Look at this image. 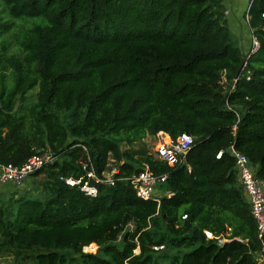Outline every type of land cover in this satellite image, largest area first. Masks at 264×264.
<instances>
[{
    "label": "trees",
    "instance_id": "16d2710c",
    "mask_svg": "<svg viewBox=\"0 0 264 264\" xmlns=\"http://www.w3.org/2000/svg\"><path fill=\"white\" fill-rule=\"evenodd\" d=\"M0 1L13 20L37 19L20 25L17 54L0 53V165L54 158L26 178L36 183L42 175L39 188L0 191V258L256 264L262 248L264 257L227 152L244 154L264 181V0L246 9L259 40L249 57L232 39L223 0ZM13 27L0 17L2 51ZM160 131L173 141L193 138L181 163L129 148ZM88 157L99 176L109 159L117 171L114 185H97L95 197L60 180L82 174ZM144 164L166 175L158 199H139L126 180ZM90 245L96 250L84 253ZM156 245L164 248L153 251Z\"/></svg>",
    "mask_w": 264,
    "mask_h": 264
},
{
    "label": "built area",
    "instance_id": "2783aa9c",
    "mask_svg": "<svg viewBox=\"0 0 264 264\" xmlns=\"http://www.w3.org/2000/svg\"><path fill=\"white\" fill-rule=\"evenodd\" d=\"M252 1V0H249ZM264 19V13L261 14ZM259 49V40L251 31L250 49L247 53V57L255 53ZM245 66V64H244ZM249 79V77H246ZM237 79H234L229 91L234 89ZM222 83H226L225 77H222ZM155 137L157 138V146L155 149V158L166 161L169 165L173 166L181 163L186 153L190 150L193 144V138L183 133L175 141L163 133L158 132ZM230 155L234 157L235 168L238 174V179L241 184V188L248 200L250 206L251 216L254 219L257 227L256 235L259 241L264 239V181L258 179L253 172V165L250 164L247 157L236 151L233 147H230ZM86 151V148L83 147ZM222 152H218L216 158H220ZM53 157L50 154H35L32 155L24 164L19 167L12 165L3 166L0 165V184L13 183V185L21 186L23 181L28 178L32 173L36 172L44 165L53 161ZM87 163L83 164V173L78 177L73 176H61L60 180L69 187H75L80 190L86 196L95 197L97 195V185L107 184L114 185V176L116 174L115 168L113 170L106 171L99 176L92 166V163L87 158ZM109 159L108 167L110 166ZM135 191V195L141 200L158 199L159 196L155 194L156 188L166 182V175L158 176L149 168L147 164H144L142 171L138 174L126 178ZM162 193V192H161ZM168 196L172 193L166 192ZM184 218V217H183ZM129 229H133V225H128ZM207 239H216L218 243H223L225 239L223 237H215L211 232L204 231ZM120 239V237H119ZM164 248L163 245L153 246V251H161ZM96 250L95 245H90L83 248L84 253L94 252ZM256 264H264L263 248L256 254Z\"/></svg>",
    "mask_w": 264,
    "mask_h": 264
},
{
    "label": "rangeland",
    "instance_id": "374dc122",
    "mask_svg": "<svg viewBox=\"0 0 264 264\" xmlns=\"http://www.w3.org/2000/svg\"><path fill=\"white\" fill-rule=\"evenodd\" d=\"M4 8H5L4 4L0 1V17L2 18V20L13 21L14 22V27H13L14 29L3 38L4 45H6V48H5L4 51H2V48H1V45H0V53L3 52L4 53V57H8L10 55L17 54L18 51H19L18 40L20 38V35H19V32H20L19 27H20V25L22 27H28L29 25L32 26L33 23H35L37 21V19H25V18H22V19H14L13 20L12 18L9 17V15L4 10ZM23 22L28 23L29 25H26ZM242 23H243L244 27H246V28L248 27L247 23H246V20H244L243 18H242ZM227 27L230 30V33L232 35V39L238 45V41H237V38H236L237 34L235 33V31L231 27H229L228 23H227ZM238 30H240V28H238ZM5 73L7 75V85H9L10 84V79H9L10 71H5ZM34 92L35 91H33L32 93H34ZM156 146H157V138L156 137H152V136H147L142 141L132 144L129 148L132 149V150H135L137 152L146 151L148 154H151V155H153L155 157ZM123 148L124 149L128 148V146H123ZM110 166H111V168L109 170L111 171V170L114 169V166L113 165H110ZM40 181H42V175H40V176H38L36 178V183H33L32 179L29 180V182H27V180L25 179L21 186L14 185L13 189L10 191V194L13 193V192H17V191H21V192H24L25 190L33 191L35 187L36 188L40 187V186H38V183ZM0 191L3 194H5V195H10L9 192L8 193H4L2 190H0ZM155 194L157 196L161 195L160 187L156 188ZM15 259L17 260V257L13 253L12 254H8V255H4V256H2L0 258V264H16V260ZM25 264H35V263H34L33 259H30V262H26Z\"/></svg>",
    "mask_w": 264,
    "mask_h": 264
},
{
    "label": "crops",
    "instance_id": "0c3cea01",
    "mask_svg": "<svg viewBox=\"0 0 264 264\" xmlns=\"http://www.w3.org/2000/svg\"><path fill=\"white\" fill-rule=\"evenodd\" d=\"M249 0H223L224 15L226 24L228 23L237 34L238 47L242 54L246 55L250 49L251 30L245 19L246 9L248 8ZM242 18L246 20L247 28L243 26ZM240 28V30H238ZM230 31V30H229ZM253 172H256V166L253 165ZM28 182V180H27ZM13 183L0 184V190L10 194L13 189Z\"/></svg>",
    "mask_w": 264,
    "mask_h": 264
},
{
    "label": "water",
    "instance_id": "95a60500",
    "mask_svg": "<svg viewBox=\"0 0 264 264\" xmlns=\"http://www.w3.org/2000/svg\"><path fill=\"white\" fill-rule=\"evenodd\" d=\"M227 152H229V153H230V149H228V150H227Z\"/></svg>",
    "mask_w": 264,
    "mask_h": 264
}]
</instances>
